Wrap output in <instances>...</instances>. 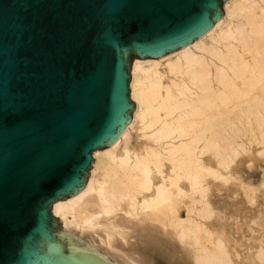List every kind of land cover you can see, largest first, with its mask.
I'll use <instances>...</instances> for the list:
<instances>
[{
	"label": "bare ground",
	"instance_id": "1",
	"mask_svg": "<svg viewBox=\"0 0 264 264\" xmlns=\"http://www.w3.org/2000/svg\"><path fill=\"white\" fill-rule=\"evenodd\" d=\"M130 87L129 124L52 214L112 264H264V174L253 185L232 169L253 145L264 157V0H231L191 44L134 59ZM135 126L143 140L129 148ZM230 183L235 205L261 208L243 250L220 199Z\"/></svg>",
	"mask_w": 264,
	"mask_h": 264
},
{
	"label": "water",
	"instance_id": "2",
	"mask_svg": "<svg viewBox=\"0 0 264 264\" xmlns=\"http://www.w3.org/2000/svg\"><path fill=\"white\" fill-rule=\"evenodd\" d=\"M226 0H0V264H112L52 214L132 118L133 59L205 35Z\"/></svg>",
	"mask_w": 264,
	"mask_h": 264
},
{
	"label": "rangeland",
	"instance_id": "3",
	"mask_svg": "<svg viewBox=\"0 0 264 264\" xmlns=\"http://www.w3.org/2000/svg\"><path fill=\"white\" fill-rule=\"evenodd\" d=\"M229 1H231V0H226L224 3H223V5H222V9H223V12H224V6H225V4L227 3V2H229ZM134 61V59L132 60V62ZM130 75H131V78H132V64H131V70H130ZM131 78H130V82H129V91H130V99L134 102V100L132 99V97H131V87H130V83H131ZM135 104V103H134ZM137 130V131H136ZM140 132L138 131V129H137V127L135 126V129H132L131 131H130V135H129V139H128V146H129V148H131V147H134V146H136V144L139 142V141H142L143 140V138H141V136H140ZM140 136V137H139ZM260 148V146L259 145H253V146H251V151H252V153H242V154H240L237 158H236V162L233 164V167H232V169H233V171L235 172V174H237L239 177H240V179H242V180H244L245 182H249V183H251V184H253V185H257L258 183H259V180L261 179V175L262 174H264V157H262V156H259L258 154H256V152H257V150ZM234 184L235 183H230V185L228 184L227 185V188H228V190H230L231 188V190L230 191H224V192H222V194L223 193H225V195H223V196H221V203L222 202H228V203H230V208H231V206H233V208H231V209H234L233 210V212L236 210V213H234L233 214V212L231 213V215H233V217H234V215L236 214L237 215V220L235 219V222H238V230H236L235 229V227L234 226H232L231 224H230V226H231V228L233 229H231L230 228V230H231V232H230V234L232 233V235L234 234V233H236L237 232V234H234V236L236 237L235 239H237L238 240V238H239V240L241 239V237L243 238V237H245V238H243V239H241L240 241L238 240V244L240 243V244H243L244 242L243 241H248V243H244L242 246H241V248H242V250H243V248L245 247L244 245H247V244H249V243H253V242H251L252 240H253V237L251 236V234L250 235H246V234H248L249 232V230L247 231V225H248V223H250V221L249 220H252L253 218H254V216H255V213L257 214V215H259L258 213H259V210L261 209L260 207L258 208V207H255V206H253V207H251V209L250 210H248V209H246V207H244V206H242L241 204H239L238 206L237 205H235L236 203H238L239 201H240V197L238 198V196L236 197V195H232V190L234 189ZM225 197V198H224ZM264 199V198H263ZM263 199H260L261 201L260 202H262V201H264ZM263 207H264V205H263ZM262 207V210H260V211H262V212H264V208ZM240 213V214H239ZM264 214V213H263ZM262 214V215H263ZM246 215V216H245ZM251 215V216H250ZM256 215V216H257ZM240 216V217H239ZM244 216H245V218H244ZM251 218L252 216V219H249V217ZM243 217V218H242ZM246 217H248V220H246ZM239 219V220H238ZM245 219V220H244ZM59 220V219H58ZM60 221V220H59ZM246 222V224L247 225H245V222ZM249 221V222H248ZM241 222V223H240ZM230 223H232V221H230ZM243 224V225H242ZM61 227H62V229L65 231V232H67V233H69V234H71V235H73V236H75V237H77V238H79L80 240H82V241H84L87 245H88V240L85 238L84 239V237H80L78 234H76V233H71V231H68V229H66V228H64L63 227V225H62V223H61ZM244 228V229H243ZM244 230V231H243ZM235 231V232H234ZM238 231H240L239 233H242V235L241 234H239L238 233ZM248 232V233H247ZM243 233L245 234V235H243ZM238 234H239V236H238ZM241 235V236H240ZM94 236V238L96 239L98 236L97 235H93ZM95 236H97V237H95ZM247 236V237H246ZM252 237V240H251V237ZM233 237V236H232ZM249 237V238H248ZM245 239V240H244ZM86 240V241H85ZM242 241V242H241ZM239 244V245H240ZM244 246V247H243ZM240 247H238V249L240 250L241 249Z\"/></svg>",
	"mask_w": 264,
	"mask_h": 264
}]
</instances>
